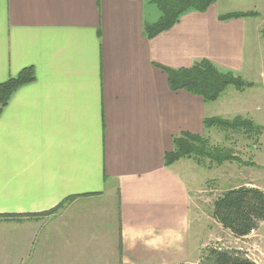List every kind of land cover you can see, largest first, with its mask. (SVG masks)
<instances>
[{
  "label": "crops",
  "instance_id": "obj_1",
  "mask_svg": "<svg viewBox=\"0 0 264 264\" xmlns=\"http://www.w3.org/2000/svg\"><path fill=\"white\" fill-rule=\"evenodd\" d=\"M217 4L148 36L153 0H0V83L34 75L0 113V264L195 258L186 235L198 164L163 156L174 135L204 134V118L228 110L208 114L211 102L171 90L163 68L202 58L237 75L256 67L236 115L255 120L264 105L260 25L219 20Z\"/></svg>",
  "mask_w": 264,
  "mask_h": 264
},
{
  "label": "trees",
  "instance_id": "obj_2",
  "mask_svg": "<svg viewBox=\"0 0 264 264\" xmlns=\"http://www.w3.org/2000/svg\"><path fill=\"white\" fill-rule=\"evenodd\" d=\"M217 0H153L160 11L159 19L144 27V33L152 36L176 24L181 16L188 12H203ZM259 13L246 11H229L218 16L219 20L255 17ZM264 36V23L261 29ZM171 90H184L200 96L204 102H214L228 86L243 90L253 86L251 81L244 80L232 71H220L215 64L206 58L194 61L189 67L170 69L163 68ZM34 75L30 69L21 71L15 76L0 83V113L8 103L10 96L21 85L31 82ZM204 134L182 132L172 137V149L163 156L165 166H170L181 158L193 160L196 164L208 161L222 164L224 161L236 160L238 157L220 145L211 144L207 132L211 128L225 133L228 130L243 131L246 136L259 135L264 128L255 124L249 117L236 115L232 118L220 116L205 117ZM247 133V134H246ZM63 204V203H62ZM61 206L59 203L58 207ZM57 207V208H58ZM56 208V209H57ZM211 216L235 237H244L255 230L264 220V191L255 186L239 185L230 187L212 202ZM185 264V263H177ZM197 264H256L244 253L236 249L210 247L202 250Z\"/></svg>",
  "mask_w": 264,
  "mask_h": 264
},
{
  "label": "rangeland",
  "instance_id": "obj_3",
  "mask_svg": "<svg viewBox=\"0 0 264 264\" xmlns=\"http://www.w3.org/2000/svg\"><path fill=\"white\" fill-rule=\"evenodd\" d=\"M217 5L224 12L252 10L259 13L257 17H252V21L253 24L258 23L260 25L259 32H261L264 23V0H218ZM261 21H263L262 24H260ZM262 39L261 45H264V38ZM251 46L252 40L249 38L245 43L246 56ZM261 49L260 64L264 66V47L261 46ZM253 68L256 70V67ZM254 70L250 74L243 72L239 75L245 80L252 79L255 81L258 75ZM261 79L262 81L257 82L264 83V73ZM252 89H246L242 92L243 94H240L241 91L238 92L232 86H228L217 100L208 104L207 113L211 114L219 110H223L224 113L225 110H228L226 116H222L223 118H232L237 112L245 114L244 108L249 103L243 97L251 95ZM232 99L237 105L228 103ZM254 108L258 109L257 107ZM258 110L261 111L257 114L258 117L253 119V122L264 127V105L261 104ZM244 133L243 129L241 131L228 130L225 133L216 128H211L207 132L211 144L227 148L231 151L232 157H238L242 162H247L248 165H243L236 160H226L222 164H212L208 167L210 163L206 161L203 162L204 164L196 166V169L190 173L189 186L192 190L190 229L189 234L186 235V241L189 242L188 248L192 244L195 245L196 249L193 251L196 252V256L189 260L185 258V264H197L202 250L210 247L236 249L256 264H264V220L248 235L235 237L211 216L213 200L230 187L255 186L264 191V128L261 129L259 135L246 136ZM190 256L193 257L194 253L190 252ZM2 257L3 253L0 254V258ZM175 258L172 256L169 260L172 261Z\"/></svg>",
  "mask_w": 264,
  "mask_h": 264
}]
</instances>
